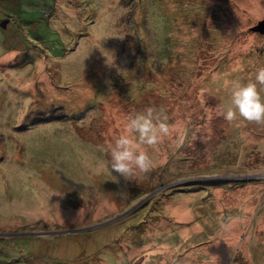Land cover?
Masks as SVG:
<instances>
[{
    "label": "rangeland",
    "instance_id": "rangeland-1",
    "mask_svg": "<svg viewBox=\"0 0 264 264\" xmlns=\"http://www.w3.org/2000/svg\"><path fill=\"white\" fill-rule=\"evenodd\" d=\"M262 18L264 0H0V264H264V126L222 115L264 66ZM149 106L171 127L152 171L101 170Z\"/></svg>",
    "mask_w": 264,
    "mask_h": 264
},
{
    "label": "clouds",
    "instance_id": "clouds-1",
    "mask_svg": "<svg viewBox=\"0 0 264 264\" xmlns=\"http://www.w3.org/2000/svg\"><path fill=\"white\" fill-rule=\"evenodd\" d=\"M228 83L225 81L226 86ZM258 85L264 90V66L257 69L254 82L231 83L229 100L222 111L229 124L239 119L264 126V97ZM125 127L126 134L115 139L110 147L111 159L101 165V170L110 168L111 173L128 181L138 174L147 176L152 171L153 159L148 149H155L168 137L171 127L165 111L153 106L129 115Z\"/></svg>",
    "mask_w": 264,
    "mask_h": 264
},
{
    "label": "water",
    "instance_id": "water-1",
    "mask_svg": "<svg viewBox=\"0 0 264 264\" xmlns=\"http://www.w3.org/2000/svg\"><path fill=\"white\" fill-rule=\"evenodd\" d=\"M7 20H3L0 22V26L4 27L6 24ZM252 29L254 31H258L262 34H264V18H262L260 21L257 22V24H255L254 26H252ZM33 234H40V233H33Z\"/></svg>",
    "mask_w": 264,
    "mask_h": 264
}]
</instances>
